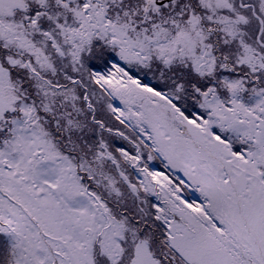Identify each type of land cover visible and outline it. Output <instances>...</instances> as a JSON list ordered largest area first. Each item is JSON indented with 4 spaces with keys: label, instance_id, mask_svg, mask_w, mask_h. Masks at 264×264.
I'll use <instances>...</instances> for the list:
<instances>
[{
    "label": "snow or ice",
    "instance_id": "6c2138e0",
    "mask_svg": "<svg viewBox=\"0 0 264 264\" xmlns=\"http://www.w3.org/2000/svg\"><path fill=\"white\" fill-rule=\"evenodd\" d=\"M0 264H264V0H0Z\"/></svg>",
    "mask_w": 264,
    "mask_h": 264
}]
</instances>
